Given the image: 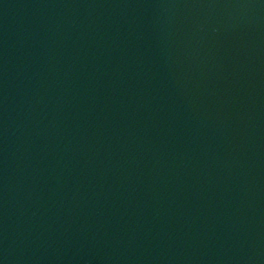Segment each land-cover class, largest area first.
<instances>
[{"label": "water", "instance_id": "water-1", "mask_svg": "<svg viewBox=\"0 0 264 264\" xmlns=\"http://www.w3.org/2000/svg\"><path fill=\"white\" fill-rule=\"evenodd\" d=\"M0 264H264V0H0Z\"/></svg>", "mask_w": 264, "mask_h": 264}]
</instances>
